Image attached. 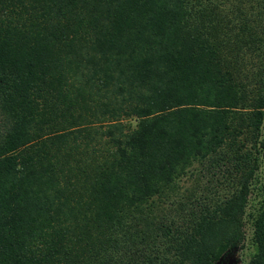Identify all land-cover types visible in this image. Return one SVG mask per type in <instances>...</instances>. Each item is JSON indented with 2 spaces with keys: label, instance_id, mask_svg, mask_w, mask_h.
<instances>
[{
  "label": "trees",
  "instance_id": "16d2710c",
  "mask_svg": "<svg viewBox=\"0 0 264 264\" xmlns=\"http://www.w3.org/2000/svg\"><path fill=\"white\" fill-rule=\"evenodd\" d=\"M263 115L264 0H0V264H264Z\"/></svg>",
  "mask_w": 264,
  "mask_h": 264
},
{
  "label": "rangeland",
  "instance_id": "374dc122",
  "mask_svg": "<svg viewBox=\"0 0 264 264\" xmlns=\"http://www.w3.org/2000/svg\"><path fill=\"white\" fill-rule=\"evenodd\" d=\"M255 140V169L249 180L247 212H251L259 204L258 201H264V115ZM186 169L187 172L179 178L178 183L180 184L181 192L190 193L197 185H202L203 177L200 175V164L197 161H192ZM244 226L245 239L242 246L226 253L220 257L215 264H246L249 255L254 250V246L250 239L251 229L249 218L245 219Z\"/></svg>",
  "mask_w": 264,
  "mask_h": 264
}]
</instances>
